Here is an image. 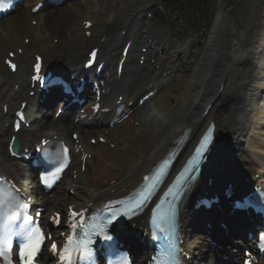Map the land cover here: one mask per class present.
Returning <instances> with one entry per match:
<instances>
[{"label": "bare ground", "instance_id": "bare-ground-1", "mask_svg": "<svg viewBox=\"0 0 264 264\" xmlns=\"http://www.w3.org/2000/svg\"><path fill=\"white\" fill-rule=\"evenodd\" d=\"M225 3L224 0H220L218 3L209 36L202 49L199 52L197 51L200 56L195 61L192 72L177 74V66L174 65L176 60L184 58L188 54V44L183 46L182 49L178 48L175 51H170L168 35H160L155 36V48H151L148 41H141V36L138 33L139 28L137 29V26H134L135 34H138L132 38V47L121 79L115 78L109 83V94H124L125 97L132 100L141 89L147 86L153 85L160 88L162 84L160 79L166 73H169V78L171 80L175 79L176 83L170 85L163 96L155 102L153 112L157 114L151 113L147 107H144L140 113L132 116L134 120L138 119L140 121L139 125L128 123V126L117 125L110 130L107 139L116 142L114 147L102 145V143L91 145L95 150V155L85 161L87 182L84 181L85 174L80 176L81 179L78 182H74V180L67 181L70 182V187L78 190L74 202L82 203L85 200V203L92 204L128 191L131 188L130 186L136 184L141 174L146 171L151 163L173 147L172 141L181 132L186 128H191V134H194V130L198 131L199 129L200 134L204 129H201L200 126H206L209 120L215 121L218 127V133L213 143L215 147L210 156V160L213 161L210 171L216 172V177L220 179L232 176L233 173L229 166L236 159L239 161L243 155V148L240 151L239 146L247 141L249 132H253V140L258 141V138L264 137L262 136L264 131H258L260 128L245 123L241 117L244 116L241 114L242 112H239L240 115H238L242 123L238 124L233 121V116L238 111L233 109L234 103L240 98L243 100L244 96L247 102L253 104L258 99L256 88L264 79V16L259 20H251L250 16L253 12L258 11V0H247L242 5V10L248 11L246 13L247 18L243 21L242 26H237L235 20L229 15ZM78 5L86 9L88 7L93 8V13L86 11L83 16L94 23V36L85 38V40L81 39L79 44L76 38L72 36L73 30H83L82 25L78 23V20L82 19L78 14ZM119 5L127 7V1L74 0L72 3L56 7L55 10L38 11L36 13L30 12L31 7L21 8L17 14L4 21L5 24L3 25L5 26L2 30H5V34L4 37H0V53L2 50L5 51L11 45L18 43L19 39L22 44L24 38H29L30 45L37 44L38 48L49 49L48 52L53 54L54 47H56L54 40L58 38V42L72 44L69 51L70 59H76V61L81 59L91 45H100V51L103 50L104 54L107 55L111 52L110 48L114 49L115 44L119 47L121 43L126 42L125 35L109 26L121 15L120 9H118ZM101 10L103 13L101 12V16H99L97 11ZM262 14L264 15V12ZM33 19L36 20L35 25L31 22ZM253 24L256 28L250 37L249 33L251 31L246 30L245 27L251 28ZM142 25L140 24V27ZM106 29L111 34L114 42H110V45L106 44L111 41L109 38H106L102 43L98 38V36L101 37L105 33ZM144 35L150 36V33L146 32ZM178 35L179 33L175 32L173 35L171 34L170 38L177 39L179 38ZM197 39L198 35L193 41ZM138 44L148 48L145 54L142 53L141 48L140 50L137 48ZM29 48L26 47L25 53ZM157 48L162 49L164 54L157 55L156 52L152 51ZM142 54L145 55L146 59L143 65H139L136 56L139 60ZM249 57L252 58L253 65L258 69L259 76L256 75L257 72L254 70L244 76L239 74L238 61H243L242 59ZM19 60L22 61V57H19ZM152 60H154V63L151 62ZM78 68V65L71 67L73 70ZM19 70L21 74H27L29 67L26 63L19 62ZM4 73L8 84L7 77L10 76L7 72ZM23 76L17 88L16 85H13L14 96L25 95ZM253 76H255V79ZM11 78L12 82L18 80V78ZM223 79L227 80L225 86L222 87L220 83ZM4 89L0 90V100L4 96ZM252 90H255V92H251ZM14 96L9 99L11 105L14 103ZM207 104H211V108L207 113H204ZM253 111H256V108ZM0 117H2L1 113ZM245 117L249 118L250 116L247 114ZM8 120L2 121L5 124ZM144 123L148 124L149 134H145L144 138H140L142 135L141 129L145 126ZM33 125H35L33 130L26 131L20 137H26L25 135L35 136L36 132H40L49 137L60 134L68 138L70 137L69 129H73L80 133L81 143H89L87 139L93 135L92 130L73 124L67 115H62L58 120L50 119L43 125L34 121ZM199 134L190 135L189 139L194 138L196 135L197 138ZM1 136L5 145L6 139H8L7 136H9V129L3 128ZM24 137L23 140H25ZM246 144L248 143L246 142ZM2 145L1 142L0 164L6 162V149L3 150ZM188 152L189 150L185 154H179L178 157H182L181 160H183ZM253 153L258 157V153L255 151ZM243 166L250 173V168L258 169V167L264 172V155L261 154L260 158L255 159L250 166L244 163ZM80 167L79 164L77 173ZM13 168L14 173L18 174L21 165L18 163ZM26 174L28 173L26 172ZM29 177L33 182V175L29 174ZM26 187L32 190L35 189L34 184L31 182H26ZM60 197L61 199L54 200L57 205L64 199L62 195ZM214 210L212 211L214 212ZM209 215H211L210 211H195L197 219H200V216ZM197 244H201V241L189 240L190 246ZM195 262L194 259L189 264H195Z\"/></svg>", "mask_w": 264, "mask_h": 264}, {"label": "snow or ice", "instance_id": "snow-or-ice-1", "mask_svg": "<svg viewBox=\"0 0 264 264\" xmlns=\"http://www.w3.org/2000/svg\"><path fill=\"white\" fill-rule=\"evenodd\" d=\"M8 4L3 3L0 0V8L6 9L8 8ZM94 58L96 53L93 51L91 54ZM92 61H89L91 64ZM10 63V62H9ZM10 66L14 69L15 65ZM37 72H39L40 65L37 64L36 66ZM39 79V77H36ZM17 127L19 125L17 124ZM213 140V128H209V130L205 133L202 137V140L196 149L195 156L189 161V168L186 169L187 171L191 172L192 175L190 176L191 180H195V171L198 170V166L200 161L204 158L205 152L208 150L210 144ZM44 143H47L46 141ZM65 152L68 150L65 148ZM66 163H62L59 167L56 168L55 172L48 173L41 176V181L45 186L50 187L51 184L59 178V174L63 172L64 168L66 167ZM51 177V179H50ZM149 177H145V180H149ZM0 181H3V178H0ZM158 182L154 181L150 185H146V187L141 191L138 198L134 201L128 203L125 206V209L122 212L119 211H112L111 215L103 220L93 221L91 224L88 225L87 230L83 233L82 236L70 234L63 247L58 250V246L53 242L50 251L53 253H57L60 256V260L63 264H72L73 255L77 254L80 257H87L91 255L90 251V244L92 242V238L100 237L106 241L111 242L112 236L108 234V227L118 219L120 215L129 216L135 215L139 209L143 206L145 201L152 193V189L155 187V183ZM171 191V190H170ZM177 196L180 194L179 190H177ZM12 199V189L9 187L8 191L5 192L3 183H0V205L6 204L9 200ZM248 203L245 201V204H238V206L243 207ZM29 205L26 202H19L14 206L10 212L3 217H0V258H5L7 256L8 251L10 250V243L11 238L13 236H20L22 237V244L20 247V257L23 260V264H31L34 256L36 255L37 251L39 250V246L44 242L46 237L44 234L39 230V228H31V229H24L21 231H16L13 229L12 225L19 220L22 216H25V212L28 209ZM174 206L170 205V207L166 210H162L159 215L154 212L153 214V224L159 227L157 221H171L172 216L174 215ZM71 216L73 219H80L81 223L79 225L73 224V228L82 227L85 224L84 218L81 216L80 213L71 210ZM26 219H30L25 217ZM53 222L56 224L60 223L59 214L56 217H53ZM261 240V247L264 248V233L260 234ZM179 252V247L177 243L173 240L167 244L166 247L162 248L159 256L154 259V264H177V256ZM250 255V254H249ZM10 264V262H9ZM245 264H250V261H246Z\"/></svg>", "mask_w": 264, "mask_h": 264}, {"label": "rangeland", "instance_id": "rangeland-1", "mask_svg": "<svg viewBox=\"0 0 264 264\" xmlns=\"http://www.w3.org/2000/svg\"><path fill=\"white\" fill-rule=\"evenodd\" d=\"M226 1H227V3H225V7L227 6V9L229 10L228 11L229 15L232 17V19L235 20V22L238 26H241L242 21L245 20L246 15H247L246 13L248 12L247 10H242V4H244V2L246 0H225V2ZM257 17H258V12H253V15L251 16V18L255 19ZM194 57L195 56L192 55L190 60H192ZM240 65H243V64H240ZM244 70H249V69H246V67L241 69V71H244ZM180 71L185 72V71H187V69L185 66H183ZM236 106L238 107V105H236Z\"/></svg>", "mask_w": 264, "mask_h": 264}]
</instances>
